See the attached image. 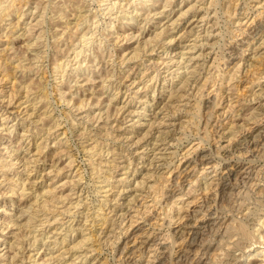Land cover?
Wrapping results in <instances>:
<instances>
[{"label": "rangeland", "instance_id": "374dc122", "mask_svg": "<svg viewBox=\"0 0 264 264\" xmlns=\"http://www.w3.org/2000/svg\"><path fill=\"white\" fill-rule=\"evenodd\" d=\"M0 82L13 264H264V0H0Z\"/></svg>", "mask_w": 264, "mask_h": 264}, {"label": "bare ground", "instance_id": "6f19581e", "mask_svg": "<svg viewBox=\"0 0 264 264\" xmlns=\"http://www.w3.org/2000/svg\"><path fill=\"white\" fill-rule=\"evenodd\" d=\"M148 1V0H147ZM137 6V5H136ZM141 15V14H140ZM171 42V41H170ZM78 55V54H77ZM2 81V80H1ZM1 83V82H0ZM0 93H1V91H0ZM12 165V164H11ZM2 168H3V166H2ZM49 192H51V191H49ZM48 191H47V193H49ZM48 196V195H47ZM52 203V202H51ZM50 203V204H51ZM52 205V204H51ZM53 208V207H52ZM50 209V208H49ZM48 209V210H49ZM47 210V209H46ZM47 210V211H48ZM52 210V209H51ZM49 212V211H48ZM44 221V220H43ZM44 225V224H43ZM11 226V225H10ZM13 227V226H12ZM5 228V227H4ZM8 228H10V227H8ZM8 228H6V230L8 229ZM4 231H5V229H4ZM20 231V230H19ZM243 231V230H242ZM15 234H17V233H15ZM13 235V234H12ZM19 235V234H18ZM18 235H17V237H18ZM16 237V238H17ZM21 237V236H20ZM16 238H15V236L13 235V243L11 242L9 245H10V249H11V251L9 252V250L7 249V252H4V253H2V254H0V259L2 260V259H6V258H8V263L9 264H13V261L15 260L14 259V255H13V253L16 255V252H13L12 253V248L15 250L16 248L15 247H13L14 245H15V242H16ZM20 239V238H19ZM19 239H17V240H19ZM34 239V238H33ZM22 240V238L20 239V241ZM1 241V240H0ZM3 241H5V240H3ZM19 241H17V243H18ZM64 242V241H63ZM9 243V242H8ZM18 244H20V243H18ZM9 247V246H8ZM18 247H19V245H18ZM18 250H19V248H18ZM17 251V250H16ZM50 251V250H49ZM258 252V251H257ZM262 252V251H261ZM8 253V254H7ZM12 253V254H11ZM18 253V252H17ZM93 253V252H92ZM263 254V253H262ZM17 256V255H16ZM80 257H81V255H80ZM16 258V257H15ZM79 259V258H78ZM43 261V260H42Z\"/></svg>", "mask_w": 264, "mask_h": 264}]
</instances>
